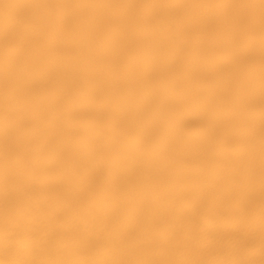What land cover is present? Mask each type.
<instances>
[{
	"label": "snow or ice",
	"instance_id": "snow-or-ice-1",
	"mask_svg": "<svg viewBox=\"0 0 264 264\" xmlns=\"http://www.w3.org/2000/svg\"><path fill=\"white\" fill-rule=\"evenodd\" d=\"M0 264H264V0H0Z\"/></svg>",
	"mask_w": 264,
	"mask_h": 264
}]
</instances>
